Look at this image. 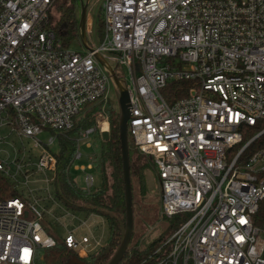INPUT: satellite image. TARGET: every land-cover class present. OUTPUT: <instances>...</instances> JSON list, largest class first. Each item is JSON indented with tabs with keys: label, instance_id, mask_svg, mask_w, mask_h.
<instances>
[{
	"label": "built area",
	"instance_id": "2783aa9c",
	"mask_svg": "<svg viewBox=\"0 0 264 264\" xmlns=\"http://www.w3.org/2000/svg\"><path fill=\"white\" fill-rule=\"evenodd\" d=\"M55 1L0 0V130L51 134L37 140V156L0 157V174L17 187L18 175L41 172L49 186L57 134L91 104L102 110L80 142L110 129L104 108L114 84L100 53L120 77L121 66L132 75L129 137L157 164L161 214L184 217L151 253L126 264H264V0H102L103 38L83 52L63 47L49 28ZM176 80L191 83L189 95L169 101L163 90ZM95 184L86 174L85 188ZM47 199L52 206L18 187L0 199V264H36L39 249L56 245L43 221L67 208ZM86 227L63 239L83 261L105 245L90 238L98 224Z\"/></svg>",
	"mask_w": 264,
	"mask_h": 264
},
{
	"label": "trees",
	"instance_id": "16d2710c",
	"mask_svg": "<svg viewBox=\"0 0 264 264\" xmlns=\"http://www.w3.org/2000/svg\"><path fill=\"white\" fill-rule=\"evenodd\" d=\"M79 0H56L48 16V26L53 29L63 47H69L72 41L79 38L78 14ZM55 11L56 17L53 16ZM104 35V21L102 11L99 13L98 36L102 40ZM191 83L186 80H176L168 83L163 95L169 101L189 95ZM102 110L101 104H91L85 108L80 118H77L73 128L57 134L58 150L56 176L53 181L55 199L68 210L85 211L103 216L109 226L110 235L106 244L94 254L84 258L86 264H105L114 254L121 240L120 220L125 221V188L123 181V165L121 143L119 137V114L114 102L105 105V113L110 120L109 138L104 140L99 133H95L93 147V170L100 177V183L90 189L81 188L72 175L76 162V153L80 148L82 131L96 125L97 114ZM130 169L132 182L137 181L142 197L147 196V174L150 170H158L154 158L142 152L129 137ZM134 191V189H133ZM17 195V187L0 174V199ZM161 211V206H160ZM166 222L163 233L149 244H144L147 234H142L130 243L128 250L120 264L128 261H139L151 253L160 242L171 235L184 221L182 215L167 217L161 214ZM49 233H53L47 227ZM56 245L38 250L36 264H66L76 256V252L69 248L63 239L56 235Z\"/></svg>",
	"mask_w": 264,
	"mask_h": 264
},
{
	"label": "rangeland",
	"instance_id": "374dc122",
	"mask_svg": "<svg viewBox=\"0 0 264 264\" xmlns=\"http://www.w3.org/2000/svg\"><path fill=\"white\" fill-rule=\"evenodd\" d=\"M102 0H90L87 6V26L89 23H92V33L88 34V41L98 44L100 42L98 36V26H99V13L101 11ZM56 17L55 11H53ZM78 14L80 15V5L78 6ZM70 49L74 51L83 52L85 47L83 46L80 39H75L70 44ZM112 64L115 65L113 61ZM120 69L123 70L127 84L130 87H133V78L128 69L124 66H121ZM110 99L111 102L115 103L116 109L117 101L115 96V87L111 85L110 87ZM85 110V109H84ZM78 114L77 118H80L83 114V111ZM100 115L97 114L95 122H97V117ZM104 129L107 128V125H104ZM3 138L0 142V157L4 161H14L18 158H27L28 156H37L39 153V147L36 146L37 140H42L47 142L51 137L49 132H45L35 138L20 137L14 134H9L6 128L0 130ZM95 133L85 142H81L80 153L82 157L77 159L75 164L76 166L82 167L85 169H74L72 175L76 183L81 187L85 188V176L88 173H92L96 176V183H100V177L95 173L93 168H88L89 164L93 161V155L95 149L93 147V141L95 139ZM131 138V137H130ZM91 142V147L86 145L87 142ZM52 150L55 152L58 150V141L55 140V143L52 145ZM52 175L49 174L48 177ZM46 176L39 172L30 176L29 180L23 176L18 175V189L25 195H28L30 191H33L34 195L41 196L45 203H49V206H52L53 202L49 201L48 195L55 194V188L53 182L47 185L45 182ZM133 199L135 201V227L133 234V241L137 240L142 234H147L146 241L144 244H149L157 239L164 231L165 224L161 217V185L158 170H150L147 174V196L142 197L139 191L137 181H134L133 184ZM86 223H95L98 224L97 230L90 235L91 239L100 241L102 244H106L109 235H110V226L107 220L100 215H92L89 212L85 211H71L60 207V205L54 208V214L47 217L43 221V225L47 230V227H50L52 231L60 238L68 234L72 229L77 230L80 234L86 232Z\"/></svg>",
	"mask_w": 264,
	"mask_h": 264
},
{
	"label": "water",
	"instance_id": "95a60500",
	"mask_svg": "<svg viewBox=\"0 0 264 264\" xmlns=\"http://www.w3.org/2000/svg\"><path fill=\"white\" fill-rule=\"evenodd\" d=\"M90 0H79L80 2V20H79V38L83 46L88 50H93L87 40L86 22H87V6ZM96 58L103 68L110 75L115 87V96L119 114V137L121 143V156L123 165V181L125 188V221L120 220L121 224V240L112 257L105 264H120L123 260L128 247L132 241L135 227V201L133 199V182L131 176L130 165V144L128 132V120L131 116L130 111V93L127 82L117 73V64L114 66L100 53L95 54ZM109 130L101 132L104 140L109 138ZM66 264H86L85 261L74 256Z\"/></svg>",
	"mask_w": 264,
	"mask_h": 264
},
{
	"label": "bare ground",
	"instance_id": "6f19581e",
	"mask_svg": "<svg viewBox=\"0 0 264 264\" xmlns=\"http://www.w3.org/2000/svg\"><path fill=\"white\" fill-rule=\"evenodd\" d=\"M104 125H107V124H104ZM104 125H103V126H104ZM104 128H105V127H104ZM105 130H107V128H106Z\"/></svg>",
	"mask_w": 264,
	"mask_h": 264
}]
</instances>
